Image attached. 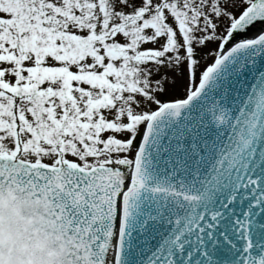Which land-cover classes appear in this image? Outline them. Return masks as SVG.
Here are the masks:
<instances>
[{"label": "snow or ice", "instance_id": "6c2138e0", "mask_svg": "<svg viewBox=\"0 0 264 264\" xmlns=\"http://www.w3.org/2000/svg\"><path fill=\"white\" fill-rule=\"evenodd\" d=\"M0 264H264V0H0Z\"/></svg>", "mask_w": 264, "mask_h": 264}]
</instances>
